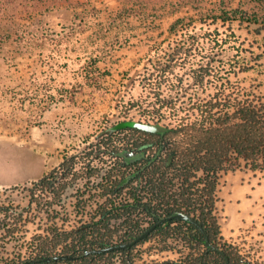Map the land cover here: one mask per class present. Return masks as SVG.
<instances>
[{"label":"trees","instance_id":"trees-1","mask_svg":"<svg viewBox=\"0 0 264 264\" xmlns=\"http://www.w3.org/2000/svg\"><path fill=\"white\" fill-rule=\"evenodd\" d=\"M65 1L72 6L89 2ZM130 1L123 0L105 24L97 21L92 27L88 17L96 8L91 7L74 13L72 22L60 32L23 29L0 33V42L12 40L26 50L56 48L90 31L88 37L94 43L119 21L143 13ZM6 3L0 0V7ZM55 5L56 0L45 8ZM194 20L226 25L224 41L234 45V22L257 24V33L264 31V0H218L198 19L177 18L169 27L170 34L190 33ZM213 33H218L217 28L207 29L202 36L192 34L187 46H181L158 68L160 80L154 88L160 92L162 84L173 78L183 81L175 74L177 67L191 65L189 102L171 104L173 123L131 117L118 120L104 128L100 139L80 152L65 151L58 166L33 179L27 206L6 204L0 198L3 239L16 238L18 232L26 238L32 220L25 213L32 209L50 219L43 232L31 235L26 255L18 254L13 264H134L139 247L153 240L164 243L163 249H179L178 259L163 264H246L221 234L218 190L223 172L247 168L264 175V93L232 80L231 74L254 69L240 53L221 66L212 59L196 60V53H201L198 49H204L199 39L207 41ZM101 55L85 48L81 85L100 86L103 73L97 62ZM182 81L170 85L179 86ZM211 83L213 92L204 95ZM54 88L60 98L51 94L52 102L73 100L77 92ZM68 189L72 191L69 197L76 200L75 214L81 217L71 228L64 226L68 218L60 223L54 216L58 209H65Z\"/></svg>","mask_w":264,"mask_h":264},{"label":"rangeland","instance_id":"rangeland-1","mask_svg":"<svg viewBox=\"0 0 264 264\" xmlns=\"http://www.w3.org/2000/svg\"><path fill=\"white\" fill-rule=\"evenodd\" d=\"M6 1V7H0V33L23 29L44 34L60 32L72 22L74 13H84L91 7L96 10H91L88 22L94 27L97 21L105 24L123 4V0H89L87 5L72 6L56 0L55 6L46 9L55 0ZM216 1L131 0L143 13L119 21L104 39L94 43L89 40L90 31L56 48L26 50L12 40L0 42V198L6 204L27 206L33 179L58 166L65 151L80 152L100 139L104 128L118 120L131 117L173 123L171 104L185 106L189 102L191 65L175 69L183 81L173 78L162 84L160 92L154 86L160 80L158 68L165 66V60L181 46H187L192 34L202 36L207 29L217 28L218 33H213L211 39H199L204 49H198L201 53H196V60L212 59L214 65L221 66L240 53L254 69L237 76L231 74L232 80L264 93V31L257 33L259 25L234 22V45L224 41L227 26L220 22L206 25L194 20L190 33L170 34L169 27L177 18L198 19ZM85 48L102 53L97 62L103 73L100 86L81 85L84 79L80 64ZM180 81L184 88L171 87ZM54 87L77 92L73 100L52 102L51 94L58 93ZM206 89L204 95L213 92L212 83ZM220 180L218 215L226 244L237 248L243 263L264 264L263 173L243 168L223 172ZM70 194L68 189L65 209L56 207L59 211L54 214L60 223L68 218L65 228L81 218L75 214L76 200ZM25 214L32 220L26 238L21 232L15 233L16 238L3 239L0 235V264H13L18 254L26 255L31 235L49 225L45 213L32 209ZM163 244L153 240L141 245L134 264H163L180 257L179 249H163Z\"/></svg>","mask_w":264,"mask_h":264},{"label":"bare ground","instance_id":"bare-ground-1","mask_svg":"<svg viewBox=\"0 0 264 264\" xmlns=\"http://www.w3.org/2000/svg\"><path fill=\"white\" fill-rule=\"evenodd\" d=\"M239 211V210H238Z\"/></svg>","mask_w":264,"mask_h":264}]
</instances>
